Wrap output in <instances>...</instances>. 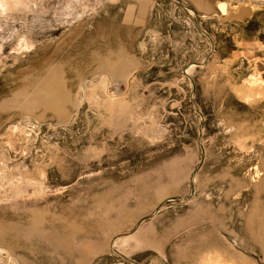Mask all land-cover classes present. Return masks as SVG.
I'll return each instance as SVG.
<instances>
[{
	"label": "rangeland",
	"instance_id": "1",
	"mask_svg": "<svg viewBox=\"0 0 264 264\" xmlns=\"http://www.w3.org/2000/svg\"><path fill=\"white\" fill-rule=\"evenodd\" d=\"M262 180L264 0H0V264H264Z\"/></svg>",
	"mask_w": 264,
	"mask_h": 264
},
{
	"label": "bare ground",
	"instance_id": "2",
	"mask_svg": "<svg viewBox=\"0 0 264 264\" xmlns=\"http://www.w3.org/2000/svg\"><path fill=\"white\" fill-rule=\"evenodd\" d=\"M219 7L223 12L225 9L224 3H220ZM124 65L125 64L119 60L111 61L101 58L98 61V67L103 68L111 73L120 72ZM55 66L46 68L36 81L35 86L41 91L47 107L52 111L59 113L63 111L64 102L67 100L69 94L66 87L64 86L60 71ZM256 190L257 192H264L263 180L257 184ZM42 213L43 212L39 210L38 212H34L30 219V226L41 225L43 227H47L48 232L50 233L49 235L59 242L63 241L61 242L63 245L67 242L68 235H70L69 233L73 235L74 233L72 232L77 230V227L72 225L73 223L69 222L67 219L68 216H65L64 214H55L52 215V217L46 219L43 217L44 215ZM245 226H247L246 229L248 232H250L249 234L253 237V239H255L253 242L259 245L264 254V206L258 207L256 204H254V208L251 209L248 217L245 218ZM0 231H2V227H0ZM116 242L117 240L112 241L111 246H115L114 244H116Z\"/></svg>",
	"mask_w": 264,
	"mask_h": 264
},
{
	"label": "crops",
	"instance_id": "3",
	"mask_svg": "<svg viewBox=\"0 0 264 264\" xmlns=\"http://www.w3.org/2000/svg\"><path fill=\"white\" fill-rule=\"evenodd\" d=\"M258 184H259V183H258ZM255 192H256V195H257V196H261V194H264L263 191H262V192H257V190H255ZM254 204H256L258 207H262V206H264V203L261 202L260 199H257V200L254 202ZM254 204H253V205L251 206V208L249 209V211H248V213L246 214L245 218L248 217L249 212L251 211L252 208H254ZM246 227H247V226H245V219H244V230H245L246 235H247L252 241L255 240V239H253V237L249 234L250 232H248V230L246 229ZM260 249H261V248H260ZM261 251H262V250H261Z\"/></svg>",
	"mask_w": 264,
	"mask_h": 264
}]
</instances>
